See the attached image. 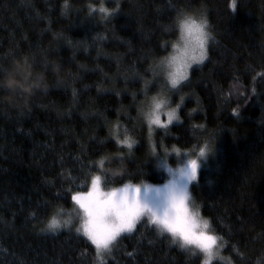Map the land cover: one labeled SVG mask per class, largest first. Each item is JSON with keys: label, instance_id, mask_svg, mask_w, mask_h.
I'll return each instance as SVG.
<instances>
[{"label": "trees", "instance_id": "obj_1", "mask_svg": "<svg viewBox=\"0 0 264 264\" xmlns=\"http://www.w3.org/2000/svg\"><path fill=\"white\" fill-rule=\"evenodd\" d=\"M231 4L0 0V264H204L147 218L98 256L71 199L97 174L163 182L204 148L188 191L222 243L211 264H264V0ZM185 17L207 21V55L173 89L161 65ZM160 93L179 118L151 131L141 108ZM58 208L73 224L50 231Z\"/></svg>", "mask_w": 264, "mask_h": 264}, {"label": "snow or ice", "instance_id": "obj_2", "mask_svg": "<svg viewBox=\"0 0 264 264\" xmlns=\"http://www.w3.org/2000/svg\"><path fill=\"white\" fill-rule=\"evenodd\" d=\"M230 6L235 8L236 0H232V4ZM100 11L108 13L110 10L102 6L100 8ZM111 11H115V9ZM206 24V20H200L198 22L197 20H194L191 17H185L183 20L180 21V26L182 33L184 34L186 48L190 46L193 53H196L198 50V55L193 54L190 57L191 61H203L207 55L205 46L207 44L209 34L205 30ZM172 63H175V58H173ZM187 66V62H181L180 64L174 67V71L170 73L172 85H176L180 80L185 79ZM162 104L163 101L156 100V98H153V108L152 111L148 114L150 123H155L157 125L162 123L157 111L161 108ZM173 118L174 110L168 113V121H165L163 123H168L172 121ZM118 142L121 144H126L129 148H131L132 145L135 143L134 140H131L128 137H125V139L119 140ZM203 152L204 149H201V154H203ZM189 167L191 169L190 178H194L197 174L198 169L197 161L190 160ZM99 179L100 178L98 175H92L90 181V189L87 192H76L71 197V199L76 203V205L79 206V209L82 211L85 217L82 221L81 227H78L76 231H82L83 234L91 241V243L96 246L98 256L100 254L101 249L109 250L112 242L115 241L122 232H130L135 227L136 221L139 219V217L144 214L145 208L147 207V205H142L139 200H136L130 210L129 220L124 222L118 220L115 225L112 226L109 230L105 232L98 231L93 227L89 217V201L94 194V186L97 185ZM134 190L137 194L139 193V189ZM184 199L185 197H181L179 202L175 204L174 207L182 210L184 214L190 215L187 212V206L184 203ZM152 219L153 221H155L156 217L153 216ZM57 225L58 221L53 218L49 222V226L47 227V229L50 231H56L58 229ZM166 227H168V231L173 232L174 235H179L180 239L183 241L184 244L196 245L209 255L211 254L213 245L216 244V237L208 235L205 232H196L194 228L179 229L169 226ZM205 264H207V261H205Z\"/></svg>", "mask_w": 264, "mask_h": 264}, {"label": "clouds", "instance_id": "obj_3", "mask_svg": "<svg viewBox=\"0 0 264 264\" xmlns=\"http://www.w3.org/2000/svg\"><path fill=\"white\" fill-rule=\"evenodd\" d=\"M174 116L179 118L175 110ZM103 163V161H100L101 166ZM97 175L100 179L97 185L94 186L95 191L89 201V217L93 227L100 232L109 230L118 220L121 222L129 220L130 210L136 200H139L142 205H147L144 214L150 218L156 217L154 222L158 232L160 234H170L172 242L182 248L186 247V244L183 243L179 235H174L173 232L168 231V227L166 226L179 229L194 228L196 232H205L211 229L210 221L207 218L201 217L194 198L184 186L170 185L166 189L165 196L160 201L150 205L142 201L140 195L127 184L111 188L102 187L103 177L102 175ZM181 197H185L184 203L190 215H186L182 210L174 207ZM53 218L58 221V229L70 227L74 221L71 212H65L64 209L58 208L50 217L46 227L49 226V222ZM78 218L80 221H83L85 217L83 213L78 212ZM204 255L207 264H211V261L216 258L215 250H211L210 255L207 253H204Z\"/></svg>", "mask_w": 264, "mask_h": 264}, {"label": "rangeland", "instance_id": "obj_4", "mask_svg": "<svg viewBox=\"0 0 264 264\" xmlns=\"http://www.w3.org/2000/svg\"><path fill=\"white\" fill-rule=\"evenodd\" d=\"M174 45H175V47H174ZM193 54L198 55V50L196 53H193L190 46L186 48L185 40H184V34L182 33V30H181L180 34L176 38V40L170 44V49L168 51V54H166L165 60H163L162 65H161L164 68L163 69L164 70V76H165V79H167V83H168L169 88L173 87V89H174L176 87V85H178L182 81V80H180L176 85H172V83H171L170 73L172 71H174V67L176 65L180 64L181 62H187V64H188V66L186 68V74H187V72L189 71L188 69H190V66L201 62V61H191L190 57ZM173 58H175V63H172ZM161 92H164L163 89ZM162 97H164V95H163V93H160L159 98H158V96H153L152 98H148L145 101L144 106L141 108V112H143L145 122L147 123V125L151 131H153L154 129H157V128L166 127L170 122L176 120V118H177V116H174L172 121H170L168 123H163L165 121H168V113L169 112L175 110V112L177 113L178 106H176V104L173 102L167 103V101L163 100ZM153 98H156V100L163 101L161 108L159 110H157L158 114L160 116V120L162 121V123L159 125L149 122V115L148 114L152 111V108H153ZM123 139H125V137H123ZM123 139H121V137H120V140H123ZM207 155H208V151L205 148H204L203 154H201V149L196 154L188 155L186 152H183L181 154H177V156H178L177 162L173 165H170V168L168 170H166L167 176H166L165 181L160 182V183H143V184H127V185L132 189H139L140 190V193H138V195H140V198L142 199V201H144L150 205L154 204V203L160 201L161 198L165 196L166 189L170 185L175 184L178 187L184 186L188 190L190 183L195 180V178L197 177V175L199 173V170L203 167L204 161L206 160L205 158L207 157ZM190 160H196L197 164H198L197 174L194 178H190V173H191V169L189 167V161ZM73 207H74V211L77 212V217L75 219L76 222H75L74 226L81 227L82 221H80L78 218V212L82 213V211L79 209V206L76 205L75 202H73ZM201 217L204 218L202 215H201ZM140 218L141 219L147 218L149 221L150 220L153 221V219L150 218L146 214H142L139 217V219ZM205 233L208 235H212V236L216 237L212 233L211 229L206 230ZM186 247L192 248L194 250L198 249V251L200 252V255L202 257L203 262H205V255H204L205 252L201 248H199L196 245H186ZM95 249H96V246H95ZM103 250L104 249H101L100 252H102ZM212 250H215L216 258L222 257V254H223L222 253V243L220 242V240L217 237H216V244L213 245Z\"/></svg>", "mask_w": 264, "mask_h": 264}]
</instances>
